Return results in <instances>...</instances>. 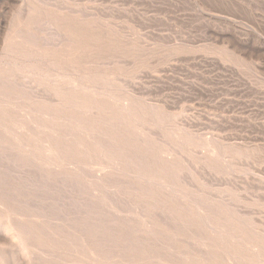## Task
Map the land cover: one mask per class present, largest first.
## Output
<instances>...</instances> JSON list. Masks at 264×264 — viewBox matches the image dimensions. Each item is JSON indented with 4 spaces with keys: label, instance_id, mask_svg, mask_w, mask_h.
Instances as JSON below:
<instances>
[{
    "label": "rangeland",
    "instance_id": "374dc122",
    "mask_svg": "<svg viewBox=\"0 0 264 264\" xmlns=\"http://www.w3.org/2000/svg\"><path fill=\"white\" fill-rule=\"evenodd\" d=\"M45 20L49 23V25H47L48 23L45 22ZM34 26H37V28L33 29ZM39 27H45L44 29L41 28L43 32H41L42 30ZM49 27L57 30L55 32L59 35L62 33L63 35L60 36H64L68 41L65 40L64 42L63 37H59L58 34V36H55L54 34L52 35L54 30L51 31L50 28L47 31ZM39 30L40 33L38 34L37 32H39ZM28 32L30 33V37ZM48 33L51 34L48 35ZM37 36L38 38L36 39L35 37ZM25 39H27V41ZM58 40H61L60 42L62 43L58 42ZM48 42L51 45L50 47L47 46L49 45ZM20 43H26V47H19ZM94 43L95 45L93 46ZM42 44L44 46H42ZM0 45V95L4 94L6 97L11 98V100L15 103V107L9 110L11 114L10 112H7L2 120L4 133L1 130L2 134L0 133V146L2 149H4L5 146V149L8 148L9 150L6 149L5 151V149H0V154L2 153V156H4V152L5 154L8 152L5 155V158L0 155V159L3 161L2 163L0 162V165L3 163L6 165L7 163V166H0V171L2 172L0 173V187H3L0 189V194L1 196H6L10 202L9 209L12 213L11 217L19 219L18 221L21 228L28 230L30 228H34L37 230L38 236L41 238L39 240L24 239L23 244L20 245L19 241L11 236L12 234H8L4 229L0 228V254L2 253L0 257L4 260L5 264H35L38 260V264L41 262V264H47L46 260L50 259L54 260V263L50 264H58L61 260L66 258H70V264H117V262L118 264H182L185 263L184 260L196 259L207 262V258H209V262L213 259L218 260L223 258V250L216 249L215 246H212L210 242L212 241L213 243L212 237L208 232L201 228L202 224L199 220H196L188 214L189 211L194 208V205L202 208L204 211L206 209L208 212L206 213L205 211V213L211 219L218 220L219 222H224L227 220V217L233 218L234 216L233 219L235 222H232L231 225L236 232L241 233L244 240L247 239L245 240L246 242H255L264 238V0H0ZM96 63L99 64L96 65ZM91 65L93 66L91 67ZM72 73H76L77 75L89 74L96 79H101V90L111 94L113 102L131 100L133 104L136 106L138 105L137 107L141 112H149L148 114H145L144 112V116L146 117H143L141 121L136 123L135 127L133 126L131 128L129 131L130 133L128 132V137L131 139L132 143H141L142 140L145 148L147 149L151 146L152 148L150 147L148 150L151 152L152 156H155L157 153V155L165 157L168 156L170 158L175 165L174 173L172 174V182L174 186L176 184V188L179 187L178 189L181 190L182 193L178 192L183 196V199H177L178 201L173 199V202L171 200L173 197L172 195H174V198H177V196L173 193L168 195L166 194L165 197H163L164 199H152L153 197L148 193L150 191L148 189V191L145 190V187L136 186L135 184L129 186L128 184L131 183L126 182V185L123 183L124 181H120L122 178H117V180H115L116 178H113L112 176V178H110L109 175L107 177V175L103 173L104 171L101 170L100 166L104 164L103 160L98 156H92L83 160L85 165H82L80 178L72 175L68 177V174L61 175V173L53 171L48 174L45 171L42 165V155L40 154L38 156V153L41 152L43 147L42 140L46 135L45 130L41 129V127L38 129L33 128L30 121H35L38 125L43 126H51L59 122L58 117H60L62 113H60L59 110L51 108L55 102L53 100L54 93L51 92V86L52 83L53 85L57 84V82L68 83L69 81L75 79L77 75L74 76ZM15 75L19 78L17 79ZM20 76H22V78ZM18 83L21 87H17ZM26 83H28V85ZM6 85H9V88ZM25 86L29 88H26ZM32 89L36 92L35 94ZM36 89H42L44 92L46 91V93L42 92V90L40 93V90H38L39 95H37L38 91ZM31 90L33 93H29L30 95L27 94ZM40 94H42L43 97L40 96ZM50 94H53L50 97L54 101L53 103L51 101L50 103L48 98L46 99V97H49L48 95ZM131 94L133 96H131ZM33 95L37 97L34 98ZM45 95L46 97H44ZM38 96L40 97V100L36 99ZM41 98L44 99L41 100ZM161 113L162 115H160ZM166 117L168 119H166ZM147 122L149 123L147 124ZM100 125L103 126L104 124ZM100 125L99 130L98 128L94 130L95 133L98 134L99 132H102L110 135L111 129L105 125L103 127ZM100 128L102 130H100ZM144 128H146L147 131H144ZM154 129L156 130L154 133L159 134L162 138L156 134L150 135L151 130L152 134H154ZM5 130L7 132H5ZM171 132L174 136H172ZM26 133L31 136L28 138ZM13 136L17 138L16 141H13ZM21 136L25 138L23 139L24 143L28 144L27 149L30 148L37 154L35 157H31V161L28 159L29 157H23L20 153H15V150L18 149V146L21 144ZM158 139H161V142L158 141ZM162 139L163 141L167 139L165 142L170 143V146L172 145V147L170 148L168 144L165 145V143L162 142ZM155 146H157V148ZM174 149H176L175 151L177 152H175ZM177 149L179 150V155H176L178 153ZM168 150H172L171 153H175V156L172 155L170 151L168 153ZM162 152L165 153L163 154ZM19 154L20 156L18 158ZM181 155H183L184 158H181L183 157ZM12 158H14V160ZM24 158L25 160L22 162V159ZM26 159H28V162ZM188 160L194 165L187 162ZM10 161H12L13 165H17H15V167L18 171L22 169L18 173V176L20 177L17 176V173L15 174L14 171L18 172L16 169H9V166L12 165ZM25 162L28 164L26 167ZM34 162L36 164H34ZM23 163L25 164L24 166ZM199 163H201L200 165H205L200 166ZM19 164L24 168L20 167ZM29 165L33 167L30 168ZM188 165L191 167L189 166V168ZM27 167L29 169H26ZM38 167H41L39 171L37 170ZM83 167L85 168L83 169ZM202 167H204V169ZM192 168H195V170ZM24 169L25 171L23 172ZM8 170H12V172H8ZM32 170L36 171L40 175L34 174ZM92 170H95L96 172ZM31 171L32 173H30ZM87 171L88 176L86 173ZM183 171H187L185 173V176H187L186 178ZM22 172V175H24L25 172L26 174L21 176L20 173ZM28 172L30 175L27 174ZM10 173L15 174V176ZM43 174L46 177H43ZM95 174L101 179L92 177L93 175L95 176ZM35 175L40 176L41 180ZM25 176L30 179V182L31 180L33 181L30 184L31 186H28L30 182ZM33 176L35 177L33 178ZM15 177L16 179H13ZM182 177L185 178V181H183L184 178L182 179ZM42 178L43 181L46 180V182H43ZM70 178H73V180ZM56 179H58L61 184ZM186 179L188 180L187 182ZM67 180L68 182L70 180V184ZM74 180L75 182H73V185L70 188L77 189V193H80L78 196L75 190L69 189L71 181ZM81 180L83 181L81 182ZM118 180L120 181L119 183ZM97 181L98 183H96ZM47 182L49 184H53V187L50 186V190L48 189L49 184ZM114 182L117 183L114 184ZM182 182L183 184L181 185ZM24 183L27 184L26 188L30 189H26V185ZM42 183L44 185H40ZM120 183L126 187L124 188ZM54 184L57 185L55 186ZM62 184H64V187ZM117 184H120L121 187L119 185L117 186ZM188 184L191 185V187H188ZM36 185L39 186V189L41 188L40 190H43V194L41 193L42 191L38 192L39 189L36 188L38 187ZM59 185L61 187H59ZM76 185L80 188V192L79 188H75ZM94 185L99 187V189L95 188L96 186L94 187ZM106 185H108L109 188L111 187V189L107 188ZM133 185L135 186L134 188ZM16 186H19V188L17 189ZM20 186L21 192L23 190V195L19 192V195L21 196L18 197L15 190L20 191ZM54 186L55 191L54 189L51 191V188H54ZM85 186L86 188H84ZM136 187L137 189H135ZM139 187L140 191H143V193H140V191L138 192L140 195H138L137 192H134L136 190L138 191ZM67 188L68 190H66ZM102 188L105 190L103 191ZM32 189L36 191H33ZM85 189H87V191ZM123 189H125V192H121ZM56 190L57 193H55ZM88 190H90V192H88ZM82 191L85 195L88 193V197L89 193L91 194V197L95 196L97 199L99 197L98 201L96 199L98 203L100 202L99 204L96 202V204H98L97 207L94 203L95 197L86 198ZM24 192L27 194H24ZM70 192L73 194H70ZM13 193L15 194L14 196L12 195ZM36 193H40L43 197L40 196L41 199H39L40 197H36L38 195ZM48 193L52 196L57 195L61 199L58 197L56 198V196L52 197ZM193 193L196 194V196ZM35 194L36 196H34ZM8 195L13 198L16 197L17 200L22 199L21 201H24L25 204H22L23 202L20 204V201H17L19 203L18 205V203L15 202V199L9 198ZM44 195L46 196L44 197ZM169 195L171 199H168ZM24 196L26 198L28 196L30 199L27 198V200ZM46 197V201L48 200L47 202L44 199ZM112 197L115 198L114 201H112ZM196 198L198 201L197 204ZM51 199H53V201ZM68 199H70V201H72L71 199L76 200V203L73 200L72 204L74 202L73 205H76L78 202L82 208H76L80 207L79 205H76V207L73 206V208ZM156 199L162 203H157L158 201ZM29 200L32 201V203L38 200V203L34 202L36 205H32L33 207H31L28 206L32 204ZM78 200L84 203V205H81ZM64 201H66V203L68 201L70 204L67 205L68 203L65 204ZM87 202L89 205H86ZM116 202L118 205H115ZM123 202L125 204H122ZM191 202L194 205L190 204ZM221 202H224L226 207L223 206L225 204H222ZM146 203L147 205L149 203L151 206L148 207ZM181 204L186 207L184 208ZM213 204L215 206H212ZM41 205H45L44 207H46V211H44L45 208ZM61 205H63V207ZM66 205L72 207L73 210L68 207L70 209L67 211L68 214H65V217L63 213L67 210ZM152 205L154 209L158 208L157 211L153 210ZM36 206L37 208L39 206L42 208L39 207V210ZM55 206L57 207L54 208ZM177 206H179V208ZM227 206L229 207L228 211L226 209ZM89 207L92 208L91 211H89ZM167 207L168 209H166ZM180 207H183L184 210ZM15 208L20 209H16L15 211ZM47 208H49V210L52 209L53 211L55 209L56 213L55 211L53 213L52 210L51 213L58 215H55L56 219H54V215L48 213L50 211H48ZM83 208L88 212L85 210L86 213H84V211H82ZM186 208H189L190 210L186 212ZM76 209L77 214L75 212L76 215H74V212L72 211H75ZM79 209L84 213L83 215L80 213ZM120 209H122L123 212ZM159 210H161V214L163 213L162 211H164L162 215L159 214L163 217L158 215V213H160ZM172 210L174 213L178 212L173 214ZM20 211L22 213H20ZM30 212H33L31 213V216H29ZM69 212L74 218L70 217L71 214ZM110 212H112L113 216ZM153 212L156 213L154 214ZM39 213H43L44 215L40 214L42 216L40 217L38 215ZM140 213L143 216H141ZM178 213L182 214L179 215ZM214 213L216 214L214 215ZM48 214L51 215V217ZM60 215H63L60 218L63 217L62 219L65 218L66 221L62 219L60 220ZM117 215H119L121 219L119 218L118 221H115L114 219H116ZM151 215H154V217ZM184 215L185 217L187 216V219L191 218L190 221L187 220ZM230 215H232V217ZM45 216H47V218H45ZM157 216H159L161 220L162 218H165L161 222L164 220L165 222L168 221L166 223L170 222L172 225L171 227L176 226V228H173L174 230H171L170 226V229L169 227L167 228L168 225L164 223L162 224ZM238 216L239 218L237 219ZM2 218L3 217L0 215V222L3 221ZM133 218H135L138 223H136ZM167 218L170 219L168 220ZM235 218L237 219V222ZM45 219L47 222H45ZM69 219L71 221H69ZM96 219H99V221ZM102 219H105V221ZM106 219L109 222H107ZM112 219L115 224L111 222ZM125 219H128V221ZM120 220H122V225L119 223ZM157 220H159V222ZM143 221H150L153 223V229L150 233H155V235L157 232L162 233L160 234L161 236H158L159 234L156 235L159 241L154 235L152 236V234H146L147 236L145 237V234L142 232ZM181 221L186 222V225ZM52 222L56 226L53 225ZM103 222L106 225H104ZM188 222L189 226L187 225ZM47 223H49L48 225L51 227L47 226ZM116 223L119 224L116 225ZM71 224L73 227H71ZM127 224L130 227H134H131L133 232L132 230L130 231V227H127ZM78 225L81 226V228L86 227V231H82L84 236L87 238L93 237L91 238L90 244L78 246L74 242L72 233H75ZM121 226L126 228L122 230L124 227L121 229ZM182 226H184L185 229L182 228ZM135 227L137 228L135 229ZM198 227L200 228L197 229ZM177 228H182L180 233V229L178 230ZM63 229H65L66 232L63 231ZM114 229L117 231H115L116 234H114V232L111 233ZM154 229L159 230L156 232ZM47 230L51 231L55 236L52 237L47 235ZM163 230L165 234L163 233ZM192 230L193 233H195V230L196 234H193ZM134 231H136V234ZM54 232L57 233L55 234ZM197 232H199V234ZM201 233L203 235H201ZM127 234H130L129 238L126 237ZM163 235H166L167 237L169 236L165 239L170 242L166 243V240H163ZM197 235H200V238L202 239H200ZM105 236L108 240H111L108 242V240L104 238ZM143 236L145 239H143ZM149 237L151 238V241L149 240ZM180 237L182 240L185 239L183 242L187 243L181 242ZM256 237L259 239H256ZM103 238L105 241L100 240ZM152 238H154V241ZM251 238L253 241L250 240ZM118 239L120 241H118ZM191 239L193 240L190 242ZM155 240L156 242H159L160 247H158V243L155 244ZM137 241H139L140 244ZM161 242H165L166 244L164 245ZM34 244H37L38 246ZM161 244L164 247H162ZM189 244L193 246L190 248H194L195 246V250L188 249ZM104 245H107V248ZM119 245L122 248H120ZM125 245L127 247H125ZM52 246L54 248H52ZM169 246H171V248ZM32 247H34V249ZM35 247H39L40 249H36ZM199 247L202 250L205 249V252L201 251ZM35 249L36 251H34ZM44 249L46 254L43 252ZM82 249L85 253L81 251ZM176 249H182L184 252H181L182 250L178 252ZM199 251L201 253L203 252L202 254L205 253L206 256L204 254L200 257L201 253L199 254ZM159 252H162L164 256H160L162 253L160 254ZM57 253L59 254L58 256H56ZM109 253L111 257L109 256ZM173 254H175V257ZM32 255L35 256L34 258L37 261L32 258ZM118 255L121 257L123 256V258L120 259L121 257ZM221 255L223 256L220 257ZM38 256L42 259H38ZM46 256L48 258H46ZM150 256L153 259H150ZM212 256L215 257L212 258ZM56 257H58L57 260ZM98 258L99 261H97Z\"/></svg>",
    "mask_w": 264,
    "mask_h": 264
},
{
    "label": "bare ground",
    "instance_id": "6f19581e",
    "mask_svg": "<svg viewBox=\"0 0 264 264\" xmlns=\"http://www.w3.org/2000/svg\"><path fill=\"white\" fill-rule=\"evenodd\" d=\"M31 9V8H30ZM42 10V9H41ZM26 14V13H25ZM24 16V15H23ZM26 16V15H25ZM43 18V17H42ZM45 18V17H44ZM22 19V18H21ZM46 19V18H45ZM50 20V19H49ZM82 20V19H81ZM45 22H47L46 20H45ZM21 23H22V21H21ZM48 23V22H47ZM47 23H45V24H47ZM95 24V23H94ZM23 25V24H22ZM47 25H49V23L47 24ZM92 26V25H91ZM2 27V26H1ZM12 27V26H11ZM20 27H21V25H20ZM37 28V26L35 27L34 26V28L33 29H36ZM40 28V27H39ZM41 28H43V27H41ZM40 28V29H41ZM45 28V27H44ZM43 28V29H44ZM51 27H49L48 29H47V31L50 29ZM57 28V27H56ZM94 28H96V27H94ZM10 29V28H9ZM28 30V29H27ZM38 30V29H37ZM42 30V29H41ZM46 30V29H45ZM52 30H54V33H52V35L54 34L55 36H58L59 34L57 33V32H55V31H57V30H55V29H52L51 28V31ZM18 31V30H17ZM30 31V30H29ZM11 32H12V30H11ZM19 32H21V31H19ZM32 32V31H31ZM41 32H43V30L41 31ZM18 33V32H17ZM38 34L40 33V30H39V32H37ZM56 33V34H55ZM9 34V33H8ZM21 34H23V33H21ZM28 34H29V37H30V33L28 32ZM32 34V33H31ZM46 34H47V32H46ZM45 34V35H46ZM49 34H51V33H48V35ZM58 34V35H57ZM7 35V34H6ZM5 35V36H6ZM18 35V34H17ZM60 35H63L62 33H60ZM59 35V37H61ZM22 36H24V35H22ZM32 36V35H31ZM39 36H41V35H39ZM85 36V35H84ZM106 36V35H105ZM25 37V36H24ZM33 37V36H32ZM31 37V38H32ZM50 37H51V35H50ZM63 37V40H64V42H65V40L67 39V38H65L64 36H62ZM61 37V38H62ZM36 39L38 38V36L37 37H35ZM60 38V39H61ZM124 38V37H123ZM33 39V38H32ZM53 39V38H52ZM56 39V38H55ZM57 39H58V37H57ZM97 39V38H96ZM26 41H27V39H25ZM84 40V39H83ZM117 40V39H116ZM28 41H29V39H28ZM39 41H42V40H39ZM45 42H47L46 40H44ZM57 41V40H56ZM61 40H58V42H60ZM66 41H68V40H66ZM44 42V43H45ZM87 42H90V41H87ZM109 42V41H108ZM129 42H130V40H129ZM49 43V42H48ZM47 43V44H48ZM60 43H62V42H60ZM75 43V42H74ZM104 43V42H103ZM33 44V43H32ZM37 44V43H36ZM35 44V45H36ZM120 44V43H119ZM126 44H129V43H126ZM125 44V45H126ZM3 45V44H2ZM56 45H58V44H56ZM65 45V44H64ZM66 45H67V43H66ZM95 45V43L93 44V46ZM115 45V44H114ZM1 46V45H0ZM42 46H44L43 44H42ZM47 46H51L50 45V43H49V45H47ZM128 46V45H127ZM19 47H26V43H20L19 44ZM88 47V46H87ZM135 47V46H134ZM133 47V48H134ZM57 48H58V46H57ZM130 48V47H129ZM136 48V47H135ZM111 49V48H110ZM123 49V48H122ZM2 50V49H1ZM53 50V49H52ZM87 50H88V48H87ZM100 50H101V48H100ZM105 50V49H104ZM33 51H35V50H33ZM126 51H127V49H126ZM38 53V52H37ZM110 54V53H109ZM69 55V54H68ZM110 56V55H109ZM16 57V56H15ZM54 57V56H53ZM118 57V56H117ZM122 57V56H121ZM135 57V56H134ZM104 58H106V57H104ZM27 59H29V58H27ZM54 59V58H53ZM30 60V59H29ZM36 60V59H35ZM39 60V59H38ZM37 60V61H38ZM44 60V59H43ZM137 60V59H136ZM25 61V60H24ZM23 61V62H24ZM31 61V60H30ZM40 61H41V59H40ZM48 61V60H47ZM44 62V61H43ZM67 63V62H66ZM77 63V62H76ZM80 63V62H79ZM82 63H83V61H82ZM101 63V62H100ZM138 63V62H137ZM40 64V63H39ZM65 64V63H64ZM69 64V63H68ZM93 64V63H92ZM97 64H99V63H96V65ZM47 65V64H46ZM95 65V64H94ZM95 65V66H96ZM101 65V64H100ZM44 66V65H43ZM93 65H91V67H92ZM5 67V66H4ZM45 67H47V66H45ZM49 67V66H48ZM99 67V66H98ZM74 68V67H73ZM25 69V68H24ZM57 69V68H56ZM55 70V69H54ZM46 71V70H45ZM51 71H52V69H51ZM44 72V71H43ZM48 72H50V71H48ZM56 72V71H55ZM101 72H103V71H101ZM19 73V72H18ZM25 73V72H24ZM47 73V72H46ZM95 73V72H94ZM2 74V73H1ZM22 74V73H21ZM61 74V73H60ZM83 74V73H82ZM118 74V73H117ZM29 75V74H28ZM72 75H77L76 73H72ZM16 76V75H15ZM23 76V75H22ZM22 76H20L21 78H22ZM72 77V76H71ZM16 78H17V76H16ZM19 78V77H18ZM17 78V79H18ZM25 78H27V77H25ZM70 78V77H69ZM17 79H15V80H17ZM28 79V78H27ZM29 79H31V78H29ZM21 80V79H20ZM33 80V79H32ZM31 80V81H32ZM114 80V79H113ZM1 81V80H0ZM19 81V80H18ZM17 81V82H18ZM13 82H14V80H13ZM16 82V83H17ZM21 82V81H20ZM19 82V83H20ZM26 82V81H25ZM25 82H24V84H25ZM28 82V81H27ZM103 82V81H102ZM3 83V82H2ZM15 83V82H14ZM19 83L17 84V87H21V85H19ZM29 83H32V82H29ZM35 83V82H34ZM4 84V83H3ZM8 84V83H7ZM9 84H11V83H9ZM23 84V83H22ZM27 85H28V83H26ZM36 84V83H35ZM34 84V85H35ZM100 84H101V79H96L95 77H93V76H91V75H89V74H84V75H77L76 77H75V79H73V80H71V81H69L68 83H64V82H61V83H59V82H57V84H54L53 85V83H52V86H51V92H53L54 93V95H53V100L55 101H53L50 97L52 96L51 94L50 95H48L49 97H46V95L44 96V97H46V99L48 98V100H49V102L51 101L52 103L54 102V104L52 105V109H54V110H59L60 111V113H62L61 114V116L60 117H58V119H59V122L58 123H55V124H53V125H51V126H43V125H38L37 124V122H35V121H30V124H32L31 126H33V128H35V129H38L39 127H41V129H43V130H45V136H44V139L42 140V143H43V147H42V149H41V152H39L38 153V156L41 154L42 155V158H43V161H42V165H43V168L45 169V171L49 174L51 171H53V172H56V173H61V175H65V174H68V177L69 176H76V177H81V170H82V165L84 164L83 163V160L84 159H86V158H90V157H92V156H98L99 158H101L102 160H103V163L104 164H102V165H100L101 166V170L102 171H104L103 173L105 174V175H107V177H108V175L110 176V178H116L115 180H117V178L118 179H120V178H122V179H120V181H124L123 183H125L126 184V182L127 183H131V184H128L129 186L130 185H132V184H135L136 186H142V187H145L146 189L145 190H149L150 192H148L149 193V195L150 196H152L153 198L152 199H154V198H159V199H161V198H163V197H165V195L167 194H171V193H173V194H175V196H177V198H174V195H172L173 197H172V199L170 198V195H169V197H168V199L170 198L172 201H173V199H183V196L179 193V192H181V190H179L178 188H176V184H175V186L173 185V179H172V174L174 173V169H175V165L173 164V162L170 160V158L168 157V156H161V155H157V153H156V155L155 156H152V154H151V152L148 150V149H150V147L147 149V148H145V146H144V143H143V141L141 140V143H138V142H135V143H132L131 142V139L128 137V132L131 130V128L134 126H136V123L138 122V121H141L142 120V118L143 117H146V116H144L145 114H148L149 112H145V114H144V112H141L140 110H139V108L135 105V104H133V102L131 101V100H124V101H121V102H113L112 101V96H111V94H109L108 92H105V91H103V90H101L102 89V87L100 86ZM32 85V84H31ZM7 87L9 86V85H6ZM23 86V85H22ZM37 86V85H36ZM26 87V86H25ZM24 87V88H25ZM43 87V86H42ZM101 87V88H100ZM104 87V86H103ZM9 88V87H8ZM11 88V87H10ZM14 88V87H13ZM26 88H29V87H26ZM31 88H36V87H31ZM38 88H39V86H38ZM46 88V87H45ZM106 88V87H105ZM107 89V88H106ZM108 89H110V88H108ZM3 90V89H2ZM22 90H24V89H22ZM33 90V89H32ZM32 90L31 91H29L27 94H29V93H31L32 92ZM37 91L38 90H40V93H41V90L42 89H36ZM35 90V91H36ZM20 92H22V91H20ZM27 92V91H26ZM26 92H25V94H26ZM33 92H34V90H33ZM32 92V93H33ZM42 92H44L43 90H42ZM49 92V91H48ZM5 93V92H4ZM36 92H34V94H35ZM44 93H46V91L44 92ZM43 93V94H44ZM128 93V92H127ZM48 94V93H47ZM9 95V94H8ZM24 95V94H23ZM30 95V94H29ZM37 95H39V91H38V93H37ZM138 95V94H137ZM136 95V96H137ZM40 96H42V94H40ZM131 96H133L132 94H131ZM135 96V95H134ZM25 97V96H24ZM28 97V96H27ZM33 97L35 98V97H37V96H34L33 95ZM43 97V96H42ZM50 98V99H49ZM134 98V97H133ZM17 99V98H16ZM37 100L39 99L40 100V97L38 96V98H36ZM44 98H41V100H43ZM29 101V100H28ZM45 101V100H44ZM138 101V100H137ZM140 101V100H139ZM17 102V101H16ZM20 102V101H19ZM24 102V101H23ZM50 102V103H51ZM141 102V101H140ZM139 102V103H140ZM25 103V102H24ZM28 104H29V102H28ZM144 105H145V103H144ZM146 106V105H145ZM15 107V103H14V101L13 100H11V98H8V97H6L4 94H1L0 95V133H1V130L3 131V128H2V120H3V118H4V116H5V114L7 113V112H10L9 110L10 109H12V108H14ZM148 107V106H147ZM146 107V108H147ZM150 108V107H149ZM151 109V108H150ZM32 110H34V109H32ZM14 112V111H13ZM151 112V111H150ZM154 112V111H153ZM168 113V112H167ZM10 114H11V112H10ZM18 114V113H17ZM49 114V113H48ZM152 114V113H151ZM160 115H162V113L160 114ZM7 116V115H6ZM13 116V115H12ZM43 116V115H42ZM156 117V116H155ZM163 117V116H162ZM19 118V117H18ZM160 119V118H159ZM166 119H168L167 117H166ZM51 120V119H50ZM161 120V119H160ZM6 121H8V120H6ZM24 121V120H23ZM53 121V120H52ZM159 121V120H158ZM162 121V120H161ZM29 122V121H28ZM46 122V121H45ZM49 122H51V121H49ZM163 122V121H162ZM39 123V122H38ZM146 123V122H145ZM149 122H147V124H148ZM154 123V122H153ZM100 124H104L106 127H108L109 129H111V133H110V135L109 134H105V133H102V132H99L98 134H96L95 133V129H97L98 128V130H99V125ZM140 124V123H139ZM151 124V123H150ZM103 125V126H104ZM138 125V124H137ZM142 125V124H141ZM158 125H160V124H158ZM56 126V127H55ZM101 126V125H100ZM103 126H101V127H103ZM138 126H140V125H138ZM147 128V127H146ZM146 128H144L145 130L144 131H147L146 130ZM154 128V127H153ZM156 128V127H155ZM30 129V128H29ZM48 129V130H47ZM31 130V129H30ZM100 130H102L101 128H100ZM155 130V129H154ZM158 130H159V128H158ZM158 130H157V132H158ZM165 130V129H164ZM140 131V130H139ZM5 132H7L6 130H5ZM34 132V131H33ZM154 132H156V130L155 131H153V133ZM3 133H4V131H3ZM30 133H32V132H30ZM130 133V132H129ZM147 133V132H146ZM160 133V132H159ZM168 133V132H167ZM166 133V134H167ZM177 133V132H176ZM186 133V132H185ZM2 134V133H1ZM156 133H154V134H152V130H151V132H150V135H155ZM171 134H172V132H171ZM138 135V134H137ZM156 135H158L159 137H161L162 138V136H160L159 134H156ZM176 135V134H175ZM183 135V134H182ZM26 136H28V138L31 136L30 134H28V133H26ZM172 136H174L173 134H172ZM136 137V136H135ZM156 137V136H155ZM189 137V136H188ZM137 138V137H136ZM156 138H158V137H156ZM155 138V139H156ZM164 138V137H163ZM6 139V138H5ZM12 139H13V141H16V137L15 136H13L12 137ZM23 139H25L24 137H22L21 136V140H20V145L18 146L19 148L18 149H16L15 150V153L17 152V153H20L21 155H23V157L24 156H27V158L30 160L31 159V157H35L37 154H36V152H34L33 150H31L30 148L29 149H27V147H28V144H25L24 143V140ZM41 139V138H40ZM175 139V138H174ZM1 140V139H0ZM30 140V139H29ZM133 140V139H132ZM139 140V141H140ZM151 140V139H150ZM154 140V139H153ZM157 140V139H156ZM167 140V139H166ZM166 140H164L163 141V139H162V142L163 143H165V145H167L168 144V146H170V143H168V142H165ZM27 141V140H26ZM158 141H160L161 142V139H158ZM157 141V142H158ZM182 141V140H181ZM5 142V141H4ZM156 142V141H155ZM180 142V141H179ZM178 142V143H179ZM132 143V144H131ZM149 143V142H148ZM151 143H152V141H151ZM162 143V144H163ZM159 144V143H158ZM180 144V143H179ZM185 144V143H184ZM6 145H8V144H6ZM148 145V144H147ZM152 145H153V143H152ZM13 146V145H12ZM154 146V145H153ZM159 146V145H158ZM220 146V145H219ZM156 148H157V146H155ZM172 147V145L170 146V148ZM152 148V147H151ZM176 148V147H175ZM0 149H2L1 148V146H0ZM4 149H5V146H4ZM4 149H2V150H4ZM6 149H8V148H6ZM6 149H5V151H6ZM165 149V148H164ZM187 149V148H186ZM217 149V148H216ZM221 149V148H220ZM219 149V150H220ZM225 149H227V148H225ZM9 150V149H8ZM158 150H159V148H158ZM173 150V149H172ZM172 150H168V153H169V151H170V153H171V151ZM176 149H174V151H175ZM178 150V149H177ZM184 150V149H183ZM188 150V149H187ZM191 150V149H190ZM10 151H11V149H10ZM175 152H177V151H175ZM189 152V151H188ZM219 152V151H218ZM220 152H221V150H220ZM232 152V151H231ZM8 153V152H7ZM6 153V154H7ZM158 153H160V152H158ZM163 153V152H162ZM165 153V152H164ZM163 153V154H164ZM2 154V153H1ZM0 154V155H1ZM4 154V156H2V157H4L5 158V152L3 153ZM12 154V153H11ZM20 154L18 155V158H19V156H20ZM172 154V153H171ZM175 154V153H174ZM174 154H172V155H174ZM180 154H181V152H180ZM154 155V154H153ZM176 155H179V150H178V153L176 154ZM217 155V154H216ZM215 155V156H216ZM234 155V154H233ZM7 156H11V155H7ZM14 156H15V154H14ZM175 156V155H174ZM181 156H183V155H181ZM223 156V155H222ZM230 156V155H229ZM23 157H21V158H23ZM181 158H184V156L183 157H181ZM202 158V157H201ZM215 158V157H214ZM220 158H222V157H220ZM13 160H14V158H12ZM28 159H26L27 160V162H28ZM186 159H188V158H186ZM202 159H204V158H202ZM207 159V158H206ZM211 159H213V158H211ZM1 160V159H0ZM23 161L22 162H24V160H25V158L24 159H22ZM32 160V159H31ZM30 160V161H31ZM101 160V161H102ZM177 160V159H176ZM180 160H182V159H180ZM189 160H190V158H189ZM189 160L187 161V162H189ZM205 160V159H204ZM204 160H203V162H204ZM29 161V162H30ZM99 161V160H98ZM218 161V160H217ZM1 163L3 162L2 160L0 161ZM11 163H12V161H10ZM20 162V161H19ZM22 162H20V163H22ZM93 162V161H92ZM214 162V161H213ZM6 163V162H5ZM9 163V162H8ZM16 163V162H15ZM30 163H32V162H30ZM190 164H193V163H191V162H189ZM25 164H26V162H25ZM24 163H23V166L25 165ZM34 164H36L35 162H34ZM186 164H188V163H186ZM201 163H199V165H200ZM202 164H204V163H202ZM218 164V163H217ZM3 166H7V163H6V165H4V163L2 164ZM2 165H0L1 167H3ZM9 165H11V164H9ZM16 165V164H15ZM15 165H13V163H12V165L11 166H9L8 168L9 169H16L17 170V168L15 167ZM85 165V164H84ZM178 165V164H177ZM194 165V164H193ZM205 165V164H204ZM204 165H200V166H204ZM210 165V164H209ZM220 165V164H219ZM13 166V167H12ZM17 166V165H16ZM19 166H20V164H19ZM23 166H20V167H22V168H24ZM26 166H28V164H26L25 165V167ZM35 166H37V165H35ZM34 166V167H35ZM190 165H188V167H189ZM214 166V165H213ZM213 166H210V167H213ZM29 167L30 168H32L30 165H29ZM187 167V166H186ZM191 167V166H190ZM189 167V168H190ZM194 167V166H193ZM225 167V166H224ZM228 167V166H227ZM6 168V167H5ZM5 168H4V170H5ZM41 168V167H40ZM39 167L37 168V170L39 171V169H40ZM85 167H83V169H84ZM89 168V167H88ZM203 169H204V167H202ZM206 168V167H205ZM215 168V167H214ZM18 169H20V168H18ZM26 169H29L28 167L26 168ZM99 169V168H98ZM177 169H179V168H177ZM185 169V168H184ZM193 170H195V168H192ZM191 169V170H192ZM226 169V168H225ZM7 170V169H6ZM13 170V171H14ZM22 170V169H21ZM20 170V171H21ZM34 170V169H33ZM32 170V171H33ZM192 170V171H193ZM206 170H207V168H206ZM210 170V169H209ZM213 170V169H212ZM220 170V169H219ZM12 172V170H8V172ZM18 171V170H17ZM20 171H18V172H16V171H14L15 172V174L17 173V176H18V173L20 172ZM25 171V169L23 170V172ZM28 171V170H27ZM26 171V172H27ZM30 171V170H29ZM32 171L30 172V173H32ZM41 171V170H40ZM92 171H95V170H92ZM100 171V170H99ZM101 171V172H102ZM179 171V170H178ZM187 171H188V169H187ZM186 171V172H187ZM224 171V170H223ZM23 172L22 173H20V175L21 176H24L25 174H26V172L24 173V175H22L23 174ZM36 171H33V173L34 174H37V175H40V174H38L37 172L35 173ZM96 172V171H95ZM180 172V171H179ZM182 172V171H181ZM184 172V171H183ZM186 172H184L183 174H184V176H185V173ZM194 172V171H193ZM0 173H2L1 171H0ZM84 173V172H83ZM87 173V176H88V171L86 172ZM3 174H4V172H3ZM11 175H13V176H15V174H12V173H10ZM27 174H29V172L27 173ZM52 174V173H51ZM50 174V175H51ZM98 174V173H97ZM181 174V173H180ZM182 174V175H183ZM190 174V173H189ZM189 174H187V175H189ZM6 175H9V174H6ZM30 175V174H29ZM31 175H33V174H31ZM54 175V174H53ZM60 175V174H59ZM85 175V174H84ZM100 175V174H99ZM28 176V175H27ZM27 176H25L26 177V179L29 181L30 179L27 177ZM36 176V175H35ZM35 176H33V178L35 177ZM45 175L43 174V177H44ZM52 176V175H51ZM57 176V175H56ZM112 176V177H111ZM176 176V175H175ZM190 176V175H189ZM10 177V176H9ZM18 177H20V176H18ZM36 177H39V179L41 178L40 176H36ZM46 177V176H45ZM67 177V176H66ZM83 177V176H82ZM92 177H97L96 176V174H95V176L93 175ZM106 177V178H107ZM180 177V176H179ZM187 176H185V178H186ZM4 178V177H3ZM32 178V177H31ZM50 178V177H49ZM98 179H101L99 176L97 177ZM106 178H104V179H106ZM181 178V177H180ZM184 177H182V179H183ZM185 178H184V180L183 181H185ZM189 178V177H188ZM13 179H16V177L15 178H13ZM18 179V178H17ZM26 179H24V180H26ZM36 179V178H35ZM38 179V178H37ZM38 179V180H39ZM51 179V178H50ZM59 179V178H58ZM58 179H56V180H58ZM71 179V178H70ZM75 179V178H74ZM84 179V178H83ZM88 179H89V177H88ZM90 179H91V177H90ZM95 179V178H94ZM181 179V180H182ZM191 179V178H190ZM1 180V179H0ZM41 180V179H40ZM56 180H54V181H56ZM60 180V179H59ZM58 180V182H60ZM64 180H66V179H64ZM71 180H73V178L71 179ZM85 180V179H84ZM97 180V179H96ZM110 180V179H109ZM114 180V181H115ZM178 180V179H177ZM42 181H43V178H42ZM45 182H46V180H44ZM43 181V182H44ZM83 180H81V182H82ZM95 181V180H94ZM100 181V180H99ZM105 181V180H104ZM119 180H118V183L120 182ZM188 180L186 179V182H187ZM19 182V181H18ZM30 182V181H29ZM31 182H33L32 180H31ZM31 182L28 184V186L31 184ZM57 182V183H58ZM65 183H67L68 182V180H67V182L66 181H64ZM69 182H70V180H69ZM68 182V183H69ZM73 182H75V180L74 181H71V185H69V189H72V190H75L76 191V194H77V196L80 194V193H77L78 191H77V189H74V188H70V187H72V185H73ZM77 182V181H76ZM93 182V181H92ZM109 182V181H108ZM113 182V181H112ZM185 182V183H186ZM2 183V182H1ZM20 183V182H19ZM35 183V182H34ZM48 183V182H47ZM50 183H52V182H50ZM67 183V184H68ZM80 183V182H79ZM96 183H98V181L96 182ZM117 182H114V184H116ZM190 183V182H189ZM4 184V183H3ZM21 184V183H20ZM25 184V183H24ZM33 184V183H32ZM38 184V183H37ZM49 184V183H48ZM60 184H61V182H60ZM70 184V183H69ZM77 184H78V182H77ZM86 184V183H85ZM113 184V183H112ZM120 184H122V183H120ZM120 184H117V186L119 185L120 186ZM183 184V182L181 183V185ZM5 185H6V183H5ZM8 185V184H7ZM26 186H25V188L27 187V184H25ZM35 185V184H34ZM40 185H44L43 183L42 184H40ZM47 185V184H46ZM55 186L57 185V184H54ZM75 185V184H74ZM80 185V184H79ZM83 185V184H82ZM81 185V186H82ZM97 185V184H96ZM96 185H94V187L96 186ZM109 185V184H108ZM108 185H106L107 186V188H109L108 187ZM123 185V184H122ZM127 185V184H126ZM15 186V185H14ZM31 186V185H30ZM36 186H38V185H36ZM50 186H52L53 187V184H49V187H48V189L50 188ZM55 186H54V188H51V191H53L52 189H54V191H55ZM62 186L64 187V184H62ZM67 186V185H66ZM84 186V185H83ZM82 186V187H83ZM87 186V185H86ZM86 186L84 187V188H86ZM105 186V187H106ZM110 186V185H109ZM114 186V185H113ZM128 186V187H129ZM2 187V186H1ZM1 187H0V189H1ZM17 187V189L19 188V186H16ZM24 187V186H23ZM42 187V186H41ZM59 187H61L60 185H59ZM58 187V188H59ZM81 187V188H82ZM121 187V186H120ZM123 187L125 188L126 186L125 185H123ZM135 186L133 185V188H134ZM188 187H191V185H189L188 184ZM3 188V187H2ZM8 188V187H7ZM37 189H39V186L38 187H36ZM66 188V187H65ZM75 188H79V187H77V185L75 186ZM83 188V189H84ZM90 188V187H89ZM95 188H98L99 189V187H95ZM130 188H132V187H130ZM129 188V189H130ZM10 189V188H9ZM14 189V188H13ZM26 189H30V188H26ZM41 189V188H40ZM39 189V190H40ZM109 189H111V187L109 188ZM135 189H137V187L135 188ZM5 190V189H4ZM10 190H12V189H10ZM9 190V191H10ZM15 190V189H14ZM20 191H18V190H15V192H16V195L18 194V197L19 196H21V195H23V190H22V192H21V186H20V189H19ZM33 190V189H32ZM31 190V191H32ZM38 190V192H41L42 194H43V190H40L39 191ZM50 190V189H49ZM66 190H68V188L66 189ZM82 190V189H81ZM86 191H87V189H85ZM97 190V189H96ZM100 190H101V187H100ZM102 190L104 191L105 189L104 188H102ZM106 190H108V189H106ZM118 190H119V188H118ZM117 190V191H118ZM147 190V191H148ZM2 191V190H1ZM7 191V190H6ZM13 191V190H12ZM25 191V190H24ZM33 191H36V190H33ZM71 191V190H70ZM128 191V190H127ZM130 191H132V190H130ZM133 191H134V189H133ZM140 191V187H139V190L137 191H134V192H137V194H138V192ZM179 191V192H178ZM18 192V193H17ZM22 193L21 195H19L20 193ZM45 192V191H44ZM46 192H47V190H46ZM45 192V193H46ZM48 192H50V191H48ZM60 192V191H59ZM58 192V193H59ZM62 192V191H61ZM64 192V191H63ZM72 192V191H71ZM70 192V194H73V193H71ZM79 192H80V188H79ZM83 192V191H82ZM88 192H90V190H88ZM94 192V191H93ZM105 192H107V191H105ZM121 192H125V189H123V191L121 190ZM143 193V191H140V193ZM30 193V192H29ZM55 193H57V190H56V192ZM64 193H66V192H64ZM69 193V192H68ZM86 193V192H85ZM92 193V192H91ZM182 193V192H181ZM183 193H185V192H183ZM7 194V193H6ZM8 194H9V192H8ZM11 194V193H10ZM24 194H27L26 192H24ZM32 194V193H31ZM36 194H38V193H36ZM36 194L34 195V196H36ZM48 194H50V193H48ZM62 194V193H61ZM83 194H84V192H83ZM82 194V195H83ZM112 194V193H111ZM121 194H124V193H121ZM131 194V193H130ZM146 194V193H145ZM186 194H188V193H186ZM194 194V193H193ZM13 196L15 195L14 193L12 194ZM11 195V196H12ZM39 195V196H38ZM36 197H40V196H42L43 197V195H41L40 193L38 194ZM51 195V194H50ZM64 195V194H63ZM68 195V194H67ZM85 195V194H84ZM83 195V196H84ZM91 194L89 193V197L90 198H94L95 196H90ZM106 195V194H105ZM138 195H140V194H138ZM147 195V194H146ZM149 195H147V196H149ZM189 195H191V194H189ZM195 196H196V194H194ZM194 195H192V196H194ZM199 195V194H198ZM46 195H44V197H45ZM48 196V195H47ZM52 196V195H51ZM56 196V198L58 197L59 199H61L59 196H57V195H55ZM55 196H52V197H55ZM61 196V195H60ZM86 198L88 197V193H86ZM122 196H124V195H122ZM126 196V195H125ZM135 196V195H134ZM8 197L9 198H13V197H10L9 195H8ZM48 197H50V196H48ZM64 197V196H63ZM68 197H70V196H68ZM74 197L76 198V196L74 195ZM88 197V198H89ZM111 197V196H110ZM131 197V196H130ZM146 197V196H145ZM144 197V198H145ZM189 197H191V196H189ZM202 197V196H201ZM24 198H26L25 196H24ZM27 198H28V196H27ZM26 198V199H27ZM85 198V197H84ZM113 198V197H112ZM111 198V199H112ZM124 198V197H123ZM150 198V197H149ZM191 198H193V197H191ZM13 199H15V202H17V201H20V204L22 203V204H25L24 203V201H21V200H17V198L15 197V198H13ZM20 199V198H19ZM28 199H30V198H28ZM27 199V200H28ZM31 199H32V197H31ZM34 199V198H33ZM39 199H41V197L39 198ZM45 199V201H46V199H47V197L46 198H44ZM49 199V198H48ZM64 199H65V197H64ZM63 199V200H64ZM67 199V198H66ZM79 199V198H78ZM82 199V198H81ZM80 199V200H81ZM96 197H95V205H96V207H97V205L100 203H98L97 201H98V199H99V197H98V199H97V201H96ZM102 199H103V197H102ZM111 199H110V201H111ZM114 199L115 198H113V200L112 201H114ZM132 199V198H131ZM164 199V198H163ZM187 199V198H186ZM43 200V199H42ZM52 201H53V199H51ZM55 200V199H54ZM72 201L74 200V199H71ZM80 200H78L79 202H80ZM88 200V199H87ZM108 200H109V198H108ZM130 200V199H129ZM135 200V199H134ZM157 200V199H156ZM192 200V199H191ZM194 200H195V198H194ZM215 200V199H214ZM26 201V200H25ZM30 201V200H29ZM34 201V200H33ZM48 201V200H47ZM46 201V202H47ZM56 201V200H55ZM54 201V202H55ZM57 201H59V200H57ZM68 201H70V199H68ZM68 201H67V203H68ZM72 201H70V203L72 204ZM76 200H74V202H75ZM89 201V200H88ZM141 201V200H140ZM155 201V200H154ZM158 201V200H157ZM178 201V200H177ZM200 201H201V199H200ZM211 201V200H210ZM14 202V201H13ZM35 203H38V200L37 201H34ZM34 202L32 203V201H30V203H32V204H30V205H28V206H31V207H33L32 205H36V204H34ZM61 202V201H60ZM65 202V204H67L66 203V201H64ZM74 202H73V204H74ZM92 202V203H93ZM96 202L98 203V204H96ZM119 202V201H118ZM167 202V201H166ZM174 202V201H173ZM172 202V203H173ZM176 202V201H175ZM190 202V201H189ZM195 202V201H194ZM197 198H196V204H197ZM9 201H8V199L6 198V196H1V194H0V215L3 217L2 219H3V221L2 222H0V228H2V229H4L5 230V232H7L8 234H12L11 236L12 237H14V239H16V240H18L19 241V244L20 245H22L23 244V240L24 239H28V240H30V239H34V240H39V239H41L40 238V236H38V232H37V230L36 229H34V228H30L29 230L28 229H24V228H21V225H20V223H19V219H17V218H13V217H11L12 215V213H11V210L9 209ZM18 203V202H17ZM16 203V204H17ZM27 203V202H26ZM39 203H41V202H39ZM70 203H68L67 205H69ZM76 203V202H75ZM81 203V205H84V203H82V202H80ZM93 203V204H94ZM106 203V202H105ZM121 203V202H120ZM133 203H135V202H133ZM132 203V204H133ZM137 203V202H136ZM145 203V202H144ZM157 203H159V204H161L160 203V201H158ZM165 203V202H164ZM163 203V204H164ZM185 203H187V202H185ZM222 203V202H221ZM15 204V205H16ZM28 204V203H27ZM44 204H45V202H44ZM49 204V203H48ZM56 204V203H55ZM72 204V207L73 206H75L76 207V205H79L78 204V202H77V204L76 205H73ZM88 204V202L86 203V205ZM107 204V203H106ZM113 204H114V202H113ZM122 204H125L124 202L122 203ZM138 204H140V203H138ZM152 204V203H151ZM162 204V205H163ZM166 204V203H165ZM164 204V205H165ZM168 204V203H167ZM175 204V203H174ZM190 204H193L192 202L190 203ZM200 204V203H199ZM202 204H204V203H202ZM222 204H225L224 202L222 203ZM10 205H12V204H10ZM18 205H19V203H18ZM46 205V204H45ZM44 205V206H45ZM64 205V204H63ZM63 205H61L62 207H63ZM66 205V207H67V210H66V212L65 213H63L64 215L67 213V211H69V209L71 208L72 209V207H70V206H67ZM89 205V204H88ZM115 205H118V203L116 202V204ZM134 205V204H133ZM146 205H147V203H146ZM171 205V204H170ZM176 205H177V203H176ZM179 205V204H178ZM181 205H183V204H181ZM188 205V204H187ZM194 205V204H193ZM192 205V206H193ZM201 205V204H200ZM22 206V205H21ZM20 206V207H21ZM38 206V205H37ZM37 206H36V208H37ZM42 206V205H41ZM44 206H42L43 208H45V210L44 211H46V207H44ZM48 206V205H47ZM54 206V205H53ZM52 206V207H53ZM80 206V205H79ZM148 207L149 206H151V205H149V203H148V205H147ZM161 206V205H160ZM165 206H167V205H165ZM180 206V205H179ZM179 206H177L178 208H179ZM206 206V205H205ZM212 206H215L214 204L212 205ZM219 206V205H218ZM223 206H225L226 207V204L225 205H223ZM19 207V206H18ZM26 207V206H25ZM24 207V208H25ZM40 207V206H39ZM39 207L37 208V209H39ZM42 207H40V208H42ZM57 206H55L54 208H56ZM68 207H70V208H68ZM84 207H86V206H84ZM94 207V206H93ZM116 207H118V206H116ZM121 207V206H120ZM152 207H153V205H152ZM156 207V206H155ZM162 207V206H161ZM171 207H172V205H171ZM183 207H184V205H183ZM182 207V208H183ZM186 207V206H185ZM184 207V208H185ZM23 208V207H22ZM30 208V207H29ZM53 208V209H54ZM74 208V207H73ZM76 208H82V206H80V207H76ZM90 208V207H89ZM89 208H88V210H89ZM103 208V207H102ZM101 208V209H102ZM110 208V207H109ZM181 208V207H180ZM181 208V209H182ZM184 208L182 209V210H184ZM192 208V207H191ZM209 208V207H208ZM220 208V207H219ZM16 209L17 208H15V211H16ZM20 208H18L17 210H19ZM51 209V208H50ZM66 209V208H65ZM80 209H79V211H80ZM91 209L92 208H90V210L89 211H91ZM106 209V208H105ZM143 209V208H142ZM150 209V208H149ZM158 209V208H157ZM157 209L155 208L154 209V207H153V210H156L157 211ZM164 209V208H163ZM166 209H168V207L166 208ZM180 209V210H181ZM216 209H217V207H216ZM227 211H228V209H229V207L227 206ZM29 210V209H28ZM40 210V209H39ZM47 210L48 211H50V212H48V213H51V210H49V208H47ZM58 210V209H57ZM62 210V209H61ZM73 210V209H72ZM86 210V209H85ZM85 210H84V208H83V210L82 211H84V213H86V212H88L87 210H86V212H85ZM104 210V209H103ZM122 212H123V210L122 209H120ZM138 210H139V208H138ZM151 210V209H150ZM152 210V211H153ZM175 210V209H174ZM179 210V209H178ZM188 210H190L189 208L187 209L186 208V212H188ZM210 210V209H209ZM14 211V212H15ZM22 211V210H21ZM20 211V213H22ZM32 211V210H31ZM54 211H55V209H54ZM54 211L52 210V212L54 213ZM59 211V210H58ZM77 209L75 210V211H72V212H74V215H76L77 214ZM105 211V210H104ZM104 211H102V212H104ZM142 211V210H141ZM148 211V210H147ZM160 211V213H158V215L159 214H161V210H159ZM168 211V210H167ZM205 211H206V209H205ZM205 211L202 209V208H200V207H197V206H195L194 205V208L193 209H191L190 211H189V213L188 214H190L192 217H194L196 220H199V222L202 224V227L201 228H203L206 232H208L209 233V235L212 237V240H213V243H212V241H210L211 242V244H212V246H215V248L216 249H222L223 250V255H221L220 257H222L223 256V258H220V259H218V260H210L209 262H208V260H209V258H207L208 260H207V262L206 261H204V260H196V259H194V260H184V262L185 263H182V264H264V238H262V239H259L258 237H256V239H259L258 241H253V239L251 238L250 240H252L253 242H246L245 240H247V239H245L244 240V237L241 235V233H238V232H236L235 231V229L233 228V226L231 225V223L232 222H235V220L233 219L234 218V216H233V218H226L227 220H225L224 222H219L218 220H213V219H211L206 213L208 212V211H206V213H205ZM212 211V210H211ZM217 211H218V209H217ZM216 211V212H217ZM222 211V210H221ZM13 212V211H12ZM33 212H34V209H33ZM33 212H30V214H29V216H31V213H33ZM39 212V211H38ZM38 212H36V213H38ZM43 212V211H42ZM62 212H63V210H62ZM75 212H76V214H75ZM146 212V211H145ZM163 213H164V211H162ZM178 212V211H177ZM177 212H175V213H177ZM213 212V211H212ZM230 212V211H229ZM17 213V212H16ZM15 213V214H16ZM24 213V212H23ZM55 213H56V211H55ZM70 213V212H69ZM80 213L83 215L84 213L83 212H81L80 211ZM104 213H107V212H104ZM104 213H102V214H104ZM109 213V212H108ZM111 214H112V212H110ZM151 213V212H150ZM154 213V212H153ZM156 213V212H155ZM154 213V214H155ZM162 213V214H163ZM169 213V212H168ZM171 213V212H170ZM172 213L173 214H175L174 213V211L172 210ZM183 213V212H182ZM181 213V214H182ZM234 213V212H233ZM19 214V213H18ZM25 214H27V213H25ZM41 213H39L38 215L40 216V217H42L41 215L43 214H41ZM47 214V213H46ZM45 214V215H46ZM52 214V213H51ZM62 214V213H61ZM68 214V213H67ZM71 214V213H70ZM115 214V213H114ZM116 214H118V213H116ZM147 214V213H146ZM161 214V215H162ZM165 214H167V213H165ZM179 214V213H178ZM181 214H179V215H181ZM216 213H214V215H215ZM218 214H219V212H218ZM222 214V213H221ZM230 214V213H229ZM20 215V214H19ZM36 215V214H35ZM44 215V214H43ZM49 215V214H48ZM47 215V216H48ZM52 215H54V214H52ZM56 216H58L57 214H55ZM55 215L53 216V217H55ZM104 215H106V214H104ZM104 215H102V216H104ZM140 215H141V213H140ZM149 215V214H148ZM170 215V214H169ZM177 215V214H176ZM223 215V214H222ZM221 215V216H222ZM28 216V217H29ZM37 216V215H36ZM47 216H45V218H47ZM50 217H51V215H49ZM61 216H63V215H60L59 216V218L61 217ZM68 216V215H67ZM112 216H113V214H112ZM115 216V215H114ZM141 216H143V215H141ZM152 216V215H151ZM160 216V215H159ZM159 216H157L158 218H159ZM164 216H168V215H164ZM173 216V215H172ZM224 216V215H223ZM231 217H232V215H230ZM38 217V216H37ZM65 217H66V215H65ZM71 218H74V217H72V214H71V216H70ZM69 217V218H70ZM80 217V216H79ZM86 217V216H85ZM118 217V218H117ZM122 217V216H121ZM152 217H154V215L152 216ZM156 217V216H155ZM160 217H163V216H160ZM184 217H185V215H184ZM187 217V216H186ZM185 217V218H186ZM241 217V216H240ZM23 218V217H22ZM59 218H57V219H59ZM63 218V217H62ZM62 218H60V220L62 219ZM76 218V217H75ZM81 218V217H80ZM91 218V217H90ZM111 218V217H110ZM115 218V217H114ZM113 218V219H114ZM120 217H119V215H117L116 216V219H114L115 221H118V219H119ZM124 218V217H123ZM123 218H122V220H123ZM126 218V217H125ZM149 218V217H148ZM151 218V217H150ZM239 218V216L237 217V219ZM54 219H56V217L54 218ZM76 219H78V218H76ZM94 219V218H93ZM92 219V220H93ZM112 219V221L111 222H113L114 220ZM121 219V218H120ZM130 219H131V217H130ZM133 219H135V218H133ZM152 219V218H151ZM163 219H165V218H162V220ZM168 219V218H167ZM170 219V218H169ZM168 219V220H169ZM171 219H172V217H171ZM179 219H181V218H179ZM187 219V218H186ZM190 219L191 218H189V219H187V220H189L190 221ZM236 219V218H235ZM237 219H236V222H237ZM242 219V218H241ZM241 219H239V220H241ZM46 220V219H45ZM44 220V221H45ZM62 220H65V218L64 219H62ZM96 220H98L99 221V219H96ZM102 220H104L105 221V219H102ZM122 220H120L119 221V223H121L120 225H122L123 223H122ZM125 220H127L128 221V219H125ZM124 220V221H125ZM155 220V219H154ZM159 220H160V222L162 221L160 218H159ZM159 220H157L158 222H159ZM238 220V221H239ZM243 220V219H242ZM43 221V220H42ZM59 221V220H58ZM66 221V220H65ZM69 221H71L70 219H69ZM76 221V220H75ZM89 221V220H88ZM106 221L107 222H109L107 219H106ZM123 221V222H124ZM126 221V222H127ZM131 221V220H130ZM134 221V220H133ZM135 221H136V219H135ZM135 221H134V223H135ZM194 221V220H193ZM45 222H47V220L45 221ZM67 222H68V220H67ZM77 222V221H76ZM80 222V221H79ZM92 222V221H91ZM102 222V221H101ZM166 222H168V221H166ZM165 222V220L163 221V222H161L162 224L164 223V224H167L168 226H167V228L170 226H172L171 224H170V222L169 223H166ZM182 222V221H181ZM184 222V221H183ZM182 222V223H183ZM85 223V222H84ZM104 223V222H103ZM114 224H115V222H113ZM119 223H116V225H118ZM125 223V222H124ZM127 223H129V222H127ZM133 223V222H132ZM136 223H138V221H136ZM173 223V222H172ZM186 222H184V224H185ZM192 223V222H191ZM35 224H37V223H35ZM49 223H47V226H50V225H48ZM52 224H53V222H52ZM65 224H66V222H65ZM108 224V223H107ZM180 224V223H179ZM183 224V225H184ZM244 224V223H243ZM53 225H55V224H53ZM67 225H69V224H67ZM74 225V224H73ZM93 225V224H92ZM104 225H106L105 223H104ZM119 225V226H120ZM128 225V224H127ZM126 225V226H127ZM133 225V224H132ZM182 225V224H181ZM180 225V226H181ZM186 225V224H185ZM188 226H189V222H188V224H187ZM197 225V224H196ZM24 226V225H23ZM56 226V225H55ZM54 226V227H55ZM57 226H58V224H57ZM61 226V225H60ZM95 226V225H94ZM174 226V225H173ZM179 226V227H180ZM187 226V227H188ZM191 226V225H190ZM198 226H199V224H198ZM228 226H229V228H228ZM235 226V225H234ZM244 226H246V225H244ZM27 227V226H26ZM51 227V226H50ZM49 227V228H50ZM68 227H70V226H68ZM71 227H73L72 226V224H71ZM78 228H77V230L75 231V233H72L73 234V236H72V238H73V240H74V242L78 245V246H83V244L84 245H87V244H90L91 243V238H93V237H91V238H87L86 236H84V234L82 233V231H86V227L85 228H81V226H77ZM111 227V226H110ZM122 227H124V226H121V229H122ZM127 227H130L129 225L127 226ZM132 227V226H131ZM130 227V231L132 230V228H134V227H132L131 228ZM138 227V226H137ZM137 227H135V229L137 228ZM159 227V226H158ZM170 227H169V229H170ZM186 227V226H185ZM196 227V226H195ZM240 227V226H239ZM238 227V228H239ZM58 228V227H57ZM76 228V227H75ZM114 228H115V226H114ZM126 227H124L122 230H124ZM139 228V227H138ZM173 228H176V226H174V227H171V230L173 229ZM182 228H184V226H182ZM181 228V229H182ZM193 228V227H192ZM200 227H198L197 229H199ZM41 229V228H40ZM85 229V230H84ZM101 229V228H100ZM153 229V223L152 222H150V221H147V222H142V232H143V234H145V237L147 236V235H151L152 234V236L154 235L155 236V238H157L156 237V235H158V236H161L160 234H162V233H158L157 232V230H159V229H154V230H156V232H157V234L155 235V233L153 234V233H150V231ZM178 229V228H177ZM180 229V228H179ZM178 229V230H179ZM181 229H180V231H179V233L181 232ZM185 229V228H184ZM189 229V228H188ZM194 229V228H193ZM60 230V229H59ZM70 230V229H69ZM111 230V229H110ZM122 230H121V232H122ZM153 230V231H154ZM174 230V229H173ZM177 230V231H178ZM190 230V229H189ZM240 230V229H239ZM238 230V231H239ZM63 231H65V229H63ZM108 231V230H107ZM115 231H116V229H114V231H111V233L112 232H114V234H116L115 233ZM128 231V230H127ZM42 232V231H41ZM66 232V231H65ZM117 232V231H116ZM120 232V233H121ZM132 232H133V230H132ZM136 231H134V233H135ZM138 232V231H137ZM152 232V231H151ZM186 232H187V230H186ZM185 232V233H186ZM194 232L195 233H193V230H192V233L193 234H196V231L194 230ZM200 232H202V231H200ZM245 232V231H244ZM46 233H47V235H49V236H55L51 231H49V230H47L46 231ZM55 234L57 233V232H54ZM127 233V232H126ZM139 233H140V231H139ZM163 233H164V230H163ZM198 234H199V232H197ZM63 234H65V233H63ZM136 234V233H135ZM138 234V233H137ZM147 234V235H146ZM165 234V233H164ZM188 234V233H187ZM118 235V234H117ZM120 235H122V234H120ZM128 235V234H127ZM126 235V237H130V234L127 236ZM201 235H203L202 233H201ZM247 235V234H246ZM68 236H69V233H68ZM106 236H107V234H106ZM104 237V238H106L107 239V237ZM119 236V235H118ZM152 236H150V237H152ZM164 236V239L163 240H166L168 237L166 236V235H163ZM166 236V237H165ZM172 236V235H171ZM175 236H177V235H175ZM180 236V235H179ZM198 236V235H197ZM255 236H257V235H255ZM67 237V236H66ZM120 237V236H119ZM123 237V236H122ZM144 237V236H143ZM145 237L143 238V239H145ZM149 237V238H150ZM178 237V236H177ZM199 238H200V235L198 236ZM69 238H71V237H69ZM100 239V240H103V241H105V239ZM115 238V237H114ZM133 238H134V236H133ZM166 238V239H165ZM176 238V237H175ZM181 238V237H180ZM207 238V237H206ZM209 238V237H208ZM56 239V238H55ZM116 239V238H115ZM122 239V238H121ZM148 239V238H147ZM153 239V241H154V238H152ZM158 239V238H157ZM161 239V238H160ZM177 239V238H176ZM179 239V238H178ZM200 239H202V238H200ZM43 240V239H42ZM108 240V239H107ZM109 240H111V239H109ZM109 240H108V242H109ZM150 241H151V238L149 239ZM184 241H185V239H183ZM183 240H182V238H181V242H183ZM193 239H191L190 240V242L192 241ZM205 240V239H204ZM255 240V239H254ZM118 241H120L119 239H118ZM125 241V240H124ZM128 241H131V240H128ZM158 241H159V239H158ZM161 241V240H160ZM178 241V240H177ZM187 241H188V238H187ZM196 241V240H195ZM208 241V240H207ZM42 242V241H41ZM99 242V241H98ZM108 242H106V243H108ZM112 242V241H111ZM137 242H139V241H137ZM166 243L167 242H170V241H165ZM163 243V242H161V243H163L164 245L166 244V243ZM179 242H180V240H179ZM197 242V241H196ZM205 242H206V240H205ZM209 242V243H210ZM56 243V242H55ZM58 243V242H57ZM73 243V242H72ZM156 243H158V245H159V242H156V240H155V244ZM183 243H187V242H183ZM200 243H203V242H200ZM115 244H116V242H115ZM125 244H126V242H125ZM136 244V243H135ZM139 244H140V242H139ZM149 244V243H148ZM198 244H199V242H198ZM34 245H37V244H34ZM102 245V244H101ZM118 245V244H117ZM130 245V244H129ZM138 245V244H137ZM178 245V244H177ZM176 245V246H177ZM192 245H193V243H192ZM192 245H190L189 244V248L188 249H193V250H195V246H194V248H190ZM28 246V245H27ZM38 246V245H37ZM105 246V245H104ZM107 246V245H106ZM105 246V247H106ZM161 246H162V244H161ZM181 246V245H180ZM199 246V245H198ZM119 247H120V245H119ZM124 247V246H123ZM125 247H127L126 245H125ZM124 247V248H125ZM158 247H160V245L158 246ZM162 247H164V246H162ZM170 248H171V246H169ZM193 247V246H192ZM204 247V246H203ZM33 249H34V247H32ZM36 248V247H35ZM37 248H39V247H37ZM36 248V249H37ZM52 248H54L53 246H52ZM107 248V247H106ZM112 248V247H111ZM113 248H114V246H113ZM120 248H122V247H120ZM175 248H177V247H175ZM174 248V249H175ZM200 248V247H199ZM198 248V249H199ZM205 248H207V247H205ZM33 249H31V250H33ZM36 249L34 250V251H36ZM40 249V248H39ZM38 249V250H39ZM47 249V248H46ZM50 249H51V247H50ZM127 249V248H126ZM137 249V248H136ZM169 249V248H168ZM182 249H184V248H182ZM182 249H180V250H182ZM216 249H214V250H216ZM26 250V249H25ZM98 250V249H97ZM121 250V249H120ZM160 250V249H159ZM170 250V249H169ZM168 250V251H169ZM173 250V249H172ZM180 250H178V249H176V251H178V252H180ZM200 250L201 251H204V250H202L201 248H200ZM3 251V250H2ZM43 251V250H42ZM53 251V250H52ZM81 251H83V249L81 250ZM80 251V252H81ZM163 251V250H162ZM166 251V250H165ZM165 251H164V254H165ZM189 251H191V250H189ZM44 253H45V249H44V251H43ZM46 252H48V251H46ZM55 252V251H54ZM59 252V251H58ZM76 252V251H75ZM134 252V251H133ZM181 252H184V250H182ZM205 252V251H204ZM207 252V251H206ZM49 253V252H48ZM83 253H85L84 251H83ZM160 253V252H159ZM162 253V252H161ZM160 253V254H161ZM186 253V252H185ZM192 253V252H191ZM197 253H198V250H197ZM201 252L199 251V254H200ZM203 253V252H202ZM201 253V255H200V257L201 256H203L204 254H202ZM217 253V252H216ZM216 253H215V255H216ZM2 254V253H1ZM0 254V255H1ZM46 254V253H45ZM101 254H102V251H101ZM118 254V253H117ZM120 254H121V252H120ZM166 254H167V252H166ZM169 254V253H168ZM192 254H194V253H192ZM209 254V253H208ZM211 254V253H210ZM37 255V254H36ZM59 254L57 253V255L56 256H58ZM122 255V254H121ZM144 255V254H143ZM171 255V254H170ZM169 255V256H170ZM174 255V257H175V254H173ZM173 255H172V257H173ZM185 255V254H184ZM196 255H198V254H196ZM33 257L32 258H34L35 256L34 255H32ZM48 256V255H47ZM46 256V258H48ZM106 256V255H105ZM109 256H110V253H109ZM119 256V255H118ZM117 256V257H118ZM147 256V255H146ZM155 256V255H154ZM160 256H164L163 255V253H162V255H160ZM177 256V255H176ZM188 256H189V254H188ZM199 256V255H198ZM205 256H206V254H205ZM208 256V255H207ZM60 257H61V255H60ZM80 257V256H79ZM111 257V256H110ZM119 257H121V256H119ZM181 257V256H180ZM187 257V256H186ZM210 257V256H209ZM215 256H212V258H214ZM38 259L40 258L39 256L37 257ZM101 258V257H100ZM123 258V256L120 258V259H122ZM150 259H153V258H151V256L149 257ZM184 258V257H183ZM192 258V257H191ZM204 258V257H203ZM218 258V257H217ZM35 259V258H34ZM33 259V260H34ZM40 259H42V258H40ZM44 259V258H43ZM58 259V257H56V260ZM109 259H111V258H109ZM46 260V259H45ZM94 260V259H93ZM106 260V259H105ZM181 260V259H180ZM196 260V261H195ZM35 261H37L36 259H35ZM39 261V260H38ZM38 261H37V263H35V264H38ZM58 261H60V260H58ZM97 261H99V258L97 259ZM101 261V260H100ZM151 261V260H150ZM179 261V260H178ZM46 262H47V264H50V263H54V260L53 259H50V260H46ZM70 262H71V260H70V258H66V259H63V260H61L58 264H70ZM102 262V261H101ZM113 262V261H112ZM115 262V261H114ZM116 262H117V260H116ZM153 262V261H152ZM40 263V262H39ZM42 263V262H41ZM40 263V264H41ZM121 263V262H120ZM135 263V262H134ZM140 263V262H139ZM161 263V262H160ZM177 263V262H176ZM0 264H5V262H4V260L0 257ZM45 264V263H44ZM86 264V263H85ZM114 264V263H113ZM116 264V263H115ZM117 264H118V262H117ZM126 264V263H125ZM149 264V263H148ZM167 264V263H166ZM179 264V263H178ZM181 264V263H180Z\"/></svg>",
    "mask_w": 264,
    "mask_h": 264
}]
</instances>
